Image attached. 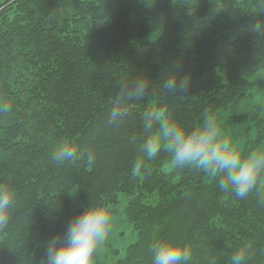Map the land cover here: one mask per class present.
I'll use <instances>...</instances> for the list:
<instances>
[{"label": "trees", "instance_id": "16d2710c", "mask_svg": "<svg viewBox=\"0 0 264 264\" xmlns=\"http://www.w3.org/2000/svg\"><path fill=\"white\" fill-rule=\"evenodd\" d=\"M257 22L264 25V0L0 3V188L15 199L0 229V264H44L47 241L63 237L74 217L100 202L114 215L121 197L138 239L116 264H153V246L172 241L190 246L187 264H233L242 249V264H264V173L237 198L202 169L166 171L171 156L163 148L151 158L141 151L147 111L189 132L206 112L219 125L227 113L239 122L250 77L264 70ZM173 74L188 78L187 96L163 91ZM137 78L149 81L147 94L121 97L128 115L112 124L119 83ZM260 110L248 117L256 139L243 158L264 146ZM65 142L81 155L75 164L52 159Z\"/></svg>", "mask_w": 264, "mask_h": 264}, {"label": "clouds", "instance_id": "9594fccd", "mask_svg": "<svg viewBox=\"0 0 264 264\" xmlns=\"http://www.w3.org/2000/svg\"><path fill=\"white\" fill-rule=\"evenodd\" d=\"M264 30L257 22L252 26L254 33ZM119 94L109 112V122L119 124L128 115L127 105L119 103L126 96L135 102L144 98L148 92L149 81L141 78L130 82H120ZM164 92L175 96H187L189 81L187 77L178 78V74L163 79ZM7 113L10 108L6 106ZM146 140L141 146L145 157L151 158L161 148L171 156L176 168L194 166L218 177L221 191L234 193L237 198H245L253 192L264 173V150H254L246 158L233 146L232 141L223 136L221 127L214 114L206 112L203 123L192 131H186L176 121L165 119L161 112L147 111L143 116ZM81 155L71 144L63 143L53 155L57 164L65 161L75 164ZM94 155L87 154V163L91 166ZM138 161L136 169L142 167ZM15 205L14 193L6 186L0 188V229L7 227L10 210ZM112 223V209L103 202L92 204L82 214L74 217L68 224L63 237H53L46 248L44 264H92L93 254L106 241ZM249 244L247 248H250ZM247 249L232 256L233 264H242ZM153 264H187L191 259V248L183 241L161 242L153 246Z\"/></svg>", "mask_w": 264, "mask_h": 264}, {"label": "rangeland", "instance_id": "374dc122", "mask_svg": "<svg viewBox=\"0 0 264 264\" xmlns=\"http://www.w3.org/2000/svg\"><path fill=\"white\" fill-rule=\"evenodd\" d=\"M7 1L11 0H0V3ZM250 81L254 85L249 93V98H247L237 110V115H241L239 122L233 121L230 113L224 114L220 118V127L223 136L232 141L233 146L241 156L256 139V131L253 128L254 125L249 121L248 117L256 112L258 108H261L259 114L264 117V70L251 76ZM260 150H264V146L261 147ZM166 167V171H172L175 166L172 162H169ZM70 200L72 202V211H77L82 208L76 190L71 193ZM120 202L121 203L116 207L118 213L112 215L109 236L94 253L95 258L92 260V263L116 264L118 260L124 258L126 249L137 242V233L134 232L133 226L129 223L125 213L126 198L121 197ZM47 243H49V241H47Z\"/></svg>", "mask_w": 264, "mask_h": 264}]
</instances>
